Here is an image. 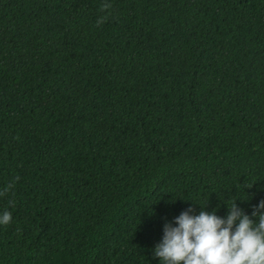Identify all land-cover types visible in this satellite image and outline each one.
Wrapping results in <instances>:
<instances>
[{
  "label": "trees",
  "instance_id": "trees-1",
  "mask_svg": "<svg viewBox=\"0 0 264 264\" xmlns=\"http://www.w3.org/2000/svg\"><path fill=\"white\" fill-rule=\"evenodd\" d=\"M104 2L0 0V264H160L264 199V0Z\"/></svg>",
  "mask_w": 264,
  "mask_h": 264
},
{
  "label": "clouds",
  "instance_id": "clouds-1",
  "mask_svg": "<svg viewBox=\"0 0 264 264\" xmlns=\"http://www.w3.org/2000/svg\"><path fill=\"white\" fill-rule=\"evenodd\" d=\"M111 8L112 4L105 0L100 11ZM106 19L107 16L99 18L97 25ZM18 180L17 176L10 181L0 196L7 195ZM227 207L224 218L215 211L192 215L191 207L181 212L174 220L175 226L164 224L154 257L159 258L160 264H264V199L253 206L251 218L237 207L235 200ZM11 218V213L5 211L0 224L7 225Z\"/></svg>",
  "mask_w": 264,
  "mask_h": 264
}]
</instances>
